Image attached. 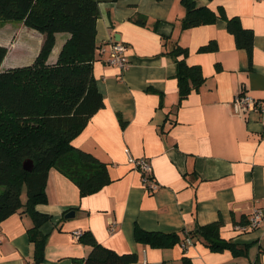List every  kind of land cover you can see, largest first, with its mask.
<instances>
[{
    "label": "crops",
    "instance_id": "1",
    "mask_svg": "<svg viewBox=\"0 0 264 264\" xmlns=\"http://www.w3.org/2000/svg\"><path fill=\"white\" fill-rule=\"evenodd\" d=\"M196 1L252 29V54L237 45L225 16L182 26V0H99L96 42L117 35L129 64H110L97 50L93 72L104 105L74 143L107 163L111 181L82 195L71 178L50 168L47 202L36 205L52 215L39 227L47 234L49 264H77L88 254L91 245L75 236L79 230L120 253L135 252L131 264H264V217L256 227L237 228L264 206V114L235 101L243 93L264 101V0ZM69 36L56 33L50 62ZM43 40L40 33L29 61ZM175 42L187 53L175 56ZM210 42L212 49H200ZM0 43L6 44L1 37ZM177 58L204 75L198 86L184 81L192 85L185 96ZM130 155L148 159L156 189L143 184ZM71 209L74 216L65 217ZM218 221L219 237L233 247L213 249L202 235L183 247L187 232ZM33 224L27 211L0 222V264L33 263ZM137 226L175 235L168 245L153 246L137 239Z\"/></svg>",
    "mask_w": 264,
    "mask_h": 264
},
{
    "label": "trees",
    "instance_id": "2",
    "mask_svg": "<svg viewBox=\"0 0 264 264\" xmlns=\"http://www.w3.org/2000/svg\"><path fill=\"white\" fill-rule=\"evenodd\" d=\"M182 2L187 6L182 26L204 24L225 16L237 45L245 48L249 56L252 54L254 32L240 25L236 16L227 17L224 11L217 13L196 0ZM98 17L99 0H0V26L22 20L44 34L38 54L31 61L26 55L24 60L29 62L10 68H1L8 47L0 43V222L15 212L32 214L34 224L28 229L34 242L32 264H49L44 255L47 234L39 227L52 215L38 210L36 205L47 202L50 168L55 167L71 178L82 195L111 181L107 163L74 143V138L104 105L93 72L97 50L102 53L104 44L96 42ZM57 32H69L70 36L56 61L50 62ZM213 47L210 42L200 49ZM30 51L33 53L35 48ZM171 52L177 56L187 53V48L175 42ZM176 60L181 95L185 96L192 85H185L184 81L191 79L198 86L204 75L199 65L188 64L184 58ZM27 159L33 160L32 170L24 168ZM219 224L218 221L199 225L187 233L193 239L199 235L206 237L213 249L233 247L234 242L219 237ZM135 235L153 246H164L175 234L137 226ZM78 239L89 243L91 249L76 260L77 264H131L137 256L135 252L120 253L100 243L90 230H82Z\"/></svg>",
    "mask_w": 264,
    "mask_h": 264
},
{
    "label": "built area",
    "instance_id": "3",
    "mask_svg": "<svg viewBox=\"0 0 264 264\" xmlns=\"http://www.w3.org/2000/svg\"><path fill=\"white\" fill-rule=\"evenodd\" d=\"M127 46L125 43L117 40H111L105 42L101 47V52L107 54V62L117 65L121 68H125L129 64V59L126 54ZM237 104L251 105L254 109L261 111L264 114V101L262 99L253 97L248 94H240L235 99ZM129 160L135 165V167L142 174L143 184L149 189L154 190L158 187L157 182L152 178V165L146 157H132L129 156ZM264 217V206L255 207L249 220L245 223L237 224V228L240 230H247L249 228L256 227L262 221ZM81 231L75 232V236L78 238ZM194 239L186 233L185 238L182 240L183 247L193 243Z\"/></svg>",
    "mask_w": 264,
    "mask_h": 264
},
{
    "label": "rangeland",
    "instance_id": "4",
    "mask_svg": "<svg viewBox=\"0 0 264 264\" xmlns=\"http://www.w3.org/2000/svg\"><path fill=\"white\" fill-rule=\"evenodd\" d=\"M40 33L28 27L22 20L9 21L0 26V37L8 47V52L2 63L3 67L10 68L28 62L24 58L26 55H29L30 59L33 57L35 51L32 53L30 48H35ZM14 62L19 64H14Z\"/></svg>",
    "mask_w": 264,
    "mask_h": 264
},
{
    "label": "water",
    "instance_id": "5",
    "mask_svg": "<svg viewBox=\"0 0 264 264\" xmlns=\"http://www.w3.org/2000/svg\"><path fill=\"white\" fill-rule=\"evenodd\" d=\"M119 37L116 35V40H118ZM24 168L27 170H32L33 168V160L32 159H27L23 162ZM75 210L71 209L65 213V217H71L74 216Z\"/></svg>",
    "mask_w": 264,
    "mask_h": 264
}]
</instances>
